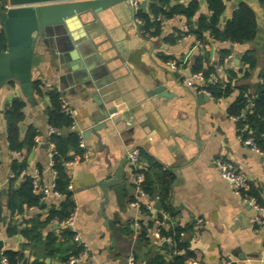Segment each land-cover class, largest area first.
Here are the masks:
<instances>
[{
    "label": "crops",
    "instance_id": "obj_1",
    "mask_svg": "<svg viewBox=\"0 0 264 264\" xmlns=\"http://www.w3.org/2000/svg\"><path fill=\"white\" fill-rule=\"evenodd\" d=\"M235 6L233 0L228 2L226 17L231 15ZM151 8L145 12L153 18ZM206 12L207 3L205 6L200 3L195 19ZM103 18L100 27L104 32L97 35L96 40L89 38L81 45L86 46L89 60L95 58L96 53L100 58L108 59L106 63L110 65L105 71L95 67L99 70L96 80L103 83L112 79L104 95L110 104L117 105L118 112L104 120L106 127L87 133L99 116L95 98H103V95L91 84L69 78L65 66L72 63L73 57L68 52H63L61 58L58 48L47 47L39 41L37 52L42 60L33 70V81L38 82L33 99L36 102L23 95L18 83H10L0 90V191L4 200L13 176V160L22 159L24 155L28 161L27 172L31 175L38 173L40 184L51 186L56 177L47 142L51 128H56L55 133L75 131L80 135L84 151L75 155L78 156L77 162L67 166L66 170L71 177L78 207L77 231L89 246L88 255L77 264H130L132 261L141 264L147 261L150 250H162L160 243L144 241L135 227L136 222H153L149 228L153 232L159 209L155 207L150 214H145L138 213L131 205L139 196L135 173L127 157L133 148L141 149L138 168L148 169L150 164L156 163L175 175L170 198L175 214L172 218L167 215L185 229L182 239L189 251L186 264H224L226 261L231 264H264V228H259L253 220L257 211L234 193L232 184L221 176L216 163L223 157L235 164L264 203V154L241 141L244 134L240 119L229 112L237 91L220 99L201 98V93L184 82L190 77L188 70L195 54L205 48L212 64L217 65L223 44L216 42L200 48L194 35L179 37L178 30H182L188 21L184 15L162 20L157 17L161 32L158 33L157 25L149 23L147 32L151 38L142 35L134 23L130 5L117 3L106 10ZM258 25L264 30V11L258 14ZM54 42L58 44L57 40ZM235 46L231 50L232 57L217 66L216 72L222 78L228 69L242 68L244 52L252 50L256 66L250 70L249 77L241 79L238 84L249 85L253 90L263 79L264 37L263 43L256 38ZM169 58H188L189 64L173 70L167 64L173 60ZM176 72L180 75L176 76ZM89 77L95 80L94 76ZM158 85H163L165 90L149 96L147 93L153 92ZM53 89H57L73 109L74 128H60L49 123L45 111L51 104L49 91ZM15 97L26 103L24 119L20 123L22 137L28 127L39 132L36 144L28 152L23 150L24 154L10 147L7 134L5 110ZM22 125L25 129L21 128ZM121 166L128 174L131 189H124L125 204L122 207L112 189L108 190L109 200L106 202L101 185L107 174L114 175ZM142 175L144 180L145 174ZM148 176L153 182L157 179L154 169L149 170ZM62 199V196L50 195L45 198L43 207H31L25 215H12L5 208L4 222L12 218L21 223L24 218L36 214L45 218L49 207ZM259 214L264 217V211ZM198 219L202 221L198 222ZM55 224L52 221L40 227L35 238L30 240L20 234L8 236L4 225L0 232V239L5 241L3 253L8 249L24 251L27 257L24 264L32 263L36 258L46 264H61L64 257L73 253L76 244L62 235V225L56 227ZM165 228L169 227L162 226Z\"/></svg>",
    "mask_w": 264,
    "mask_h": 264
},
{
    "label": "trees",
    "instance_id": "obj_2",
    "mask_svg": "<svg viewBox=\"0 0 264 264\" xmlns=\"http://www.w3.org/2000/svg\"><path fill=\"white\" fill-rule=\"evenodd\" d=\"M231 0H206L207 12L202 13L197 19L195 16L200 9L199 0H186L183 2H173L172 0H162L158 5L154 4L150 14L140 10L138 15L145 21V29H149V23L157 25L158 33L160 23L157 17L171 18L176 15H184L187 18V23L190 25V32L201 40L205 45L211 43H225L230 41L234 44H246L254 41L258 36V14L255 9L246 2H239L232 10L231 15L226 17V9L228 2ZM261 6L264 8V0H260ZM0 9L5 10L3 0H0ZM148 23V24H147ZM185 33L178 30V36L182 37ZM7 48V38L3 26L0 27V51ZM231 54V49L222 47L219 52L218 64L213 65L210 61L209 52L205 48L201 49L193 56L190 63L192 72L203 71L206 77L211 73H217V66L223 65L227 56ZM168 59V58H167ZM173 61L181 62L182 60ZM243 67L238 70L228 69L226 75L221 78V83L212 86V92L215 99H220L232 95L237 91V96L229 106V112L240 119L241 127L243 128V137L252 136L256 139L257 145L264 149V74L261 82L255 85L251 90L249 85L238 84V82L247 78L250 75V70L256 66L255 54L252 50L244 52L242 57ZM189 64V63H188ZM241 74V76L239 75ZM14 84V82H10ZM34 92L38 90V82L33 81ZM250 91L253 96L250 105L247 101L245 92ZM62 94L53 89L49 91L51 104L46 109V116L51 125L56 127H70L72 120L68 117L61 108ZM25 101L19 97H15L11 104L5 110V118L7 121V134L10 147L21 154L23 150L27 152L36 144V137L39 134L34 127H28L22 137L20 123L24 119L23 109ZM50 139L55 142L57 152L55 154V163L53 168L57 171L55 177V190H58L63 199L60 203L52 204L45 218L42 214H36L34 217L24 218L19 223L15 219H9L4 222L5 208H8L13 214L25 215L26 211L31 207H40L44 202V193L41 190L42 183L39 186L33 184V177L28 171V161L26 156L22 159H15L12 163L13 176L10 178L7 189V197L4 200L2 191H0V232L5 225L6 234L13 236L20 234L25 239L30 240L35 238L40 227L54 222L55 220L63 221L67 219L74 209L75 199L73 192L68 189L71 182V177L67 173L66 162L72 159L77 154H82L84 148L80 144V135L78 132L69 131L67 133H52ZM135 174L144 173L145 179L142 182L143 189L149 193L151 198L160 196V208L156 217L162 218L163 213L168 214L171 218L175 212L170 205L172 195V185L175 180V175L171 171L162 168L159 164H150L148 169H140L132 167ZM154 169L157 174L155 182L149 180V170ZM251 193L258 197L255 188H251ZM151 211L145 210V214H150ZM141 223V221H140ZM143 230L139 236L148 243H151L147 234L153 222L148 224L141 223ZM185 229L176 223H172L169 228L162 229L164 235H172L175 242L170 244L162 242V250L154 252L150 250L148 254L147 264H186L185 259L189 255L186 244L181 238V233ZM62 235L75 242V249L70 256L64 257V261L68 260L72 255H77L82 250V247L74 240V233L67 227L63 226ZM178 250V252H176ZM183 250H185L183 252ZM4 255L9 258L10 264H24L27 259L24 251L5 250ZM25 264H46L36 258L32 263Z\"/></svg>",
    "mask_w": 264,
    "mask_h": 264
},
{
    "label": "water",
    "instance_id": "obj_3",
    "mask_svg": "<svg viewBox=\"0 0 264 264\" xmlns=\"http://www.w3.org/2000/svg\"><path fill=\"white\" fill-rule=\"evenodd\" d=\"M135 0H3L5 10L0 9V22L4 28L7 38V48L0 51V90L9 86L10 82L18 83L23 95L28 100L34 99L33 89V70L41 64V57L37 52V44L42 41L47 47L58 48L61 58L63 52H68L73 57L72 63L66 65L69 72V78L74 77L77 81H82L91 84L98 93L103 95V98H95L99 116L95 119V125L87 130V133L97 132V130L106 127L104 120L108 119L112 114L118 112V107L115 104L109 103V98L104 95L108 90L107 86L112 82L100 83L96 80V75L100 69L106 70L110 65L107 58L99 57L96 53L95 58L89 60L86 57V46L81 45V42L93 38L104 32V28L100 27L101 21L106 14V10L116 5L123 3L130 5ZM162 0H142L140 2V10L146 11L154 4H159ZM182 2L185 0H174ZM239 2H246L251 5L257 14L264 11L260 4V0H233V6ZM202 6H205L206 0H200ZM257 41L263 43L264 30L258 27ZM54 40H57V45ZM88 47H95L88 44ZM222 47L234 50V43L227 41ZM240 57V55L238 56ZM105 58V59H104ZM96 63V64H95ZM95 68V69H94ZM126 73L128 71L127 64L125 65ZM191 76V69L188 70ZM90 75L93 79H90ZM179 76V72L175 73ZM165 90L163 85H158L156 89L147 94L151 96L153 93H159ZM200 97L208 98L201 93ZM36 102L35 100H33ZM118 123V121L116 122ZM25 129V125L21 126ZM105 200L108 202V190L112 189L118 198L119 205L122 207L125 204V190L129 189L128 174L121 166L113 175L107 174V177L101 182ZM6 192L4 191V194ZM45 202L41 203V207ZM156 208H160V202L155 204ZM59 226L58 223L55 224ZM5 241L0 239V264H2L3 251Z\"/></svg>",
    "mask_w": 264,
    "mask_h": 264
},
{
    "label": "built area",
    "instance_id": "obj_4",
    "mask_svg": "<svg viewBox=\"0 0 264 264\" xmlns=\"http://www.w3.org/2000/svg\"><path fill=\"white\" fill-rule=\"evenodd\" d=\"M141 1L142 0H135L131 2L134 23L136 24V26L138 27L142 35H144L147 38H151V35L144 28L146 24L144 19L140 18V16L138 15L140 11ZM163 18L164 17H160V20H162ZM182 31L185 33L183 35L184 37L188 35H193L190 32V25L188 23H185L182 26ZM196 45L200 48L205 46V44L201 40H197ZM230 57H232V54H229L227 56V58H230ZM187 61H188V58L183 59L181 62L170 60L167 62V64L170 66L171 69L179 70L185 67L186 64H188ZM184 82L194 87V89L197 92L202 93L210 98H214L211 87L221 83V77L217 73H211L208 77H206L204 72L200 70V71H196L192 73V75L190 77H187ZM244 95L247 97V101L249 102V104L252 105L253 96L250 94V91L245 92ZM60 99H61L62 111L68 117L71 118L72 120L71 127L74 128V125H75L74 111L63 96H61ZM233 118L237 119V117H234V116ZM55 132H56V128L52 127L50 131V135ZM50 135L47 139V142L50 147V153H49L50 163L53 166V164L55 163V154L57 152V148H56L55 142H53L50 139ZM37 139H39V137H37ZM241 141L245 145L251 146L258 153L264 154V151L257 145L256 139L254 137L252 136L242 137ZM127 157H128V162L130 163L131 167H138V164L140 162V157H141V149L140 148L131 149L128 152ZM77 160H78V156H74L72 159L66 162V165L71 166L75 164ZM216 163L220 169L221 176L232 184L234 193L238 195L244 202L253 206L255 210L257 211V215L253 219L256 225L259 228H264V217L259 214L262 211H264V206H262L259 203L257 196L250 192L251 187H250L249 179L247 178V176L242 171H240L238 167H236L235 164H233L226 158L220 157L217 159ZM56 172L57 171L54 169L55 175H56ZM32 177H33V184L35 186H39L41 181H40V176L38 175V173L32 175ZM135 182H136V187H137L139 196L131 202L132 207H134L138 211V213H144L145 210L153 211L155 209V202L159 201L160 196L151 198L149 193H147L143 189V185H142L143 175L141 173L135 174ZM68 189L71 191L73 189L71 182L68 185ZM41 190L44 193V198H47L50 195H55L56 197L62 196V194L58 190H55V181L52 183L51 186L49 185L41 186ZM143 199H146V201H143ZM77 215H78V207L75 201L74 209L72 210L71 215L67 219L63 221L55 220V222L58 223L59 225L67 226L74 233V240L82 247V250L80 251L79 254L72 255L71 257H69L68 260L63 261L61 264H77L83 261L89 252L88 244L84 241V239H82V237L77 231V227H76ZM154 220L156 224V229L153 232H149L147 234V237H149V239L152 242L154 241L160 244H162L163 241L168 242L170 244L174 243L175 240L172 235L163 234L162 226L170 227L172 223H175V222H173L166 213H163L162 218L156 217ZM201 221L202 219H198V222H201ZM135 227L138 233H141V231L143 230L142 224L140 222H136ZM183 235H184V231L181 233V238H183ZM176 252H178V250ZM2 264H10L9 258L6 257L4 254L2 258ZM130 264H138V263H135L132 261L130 262ZM141 264H147V263L144 262ZM192 264H196V262H192ZM224 264H231V262L226 261V263Z\"/></svg>",
    "mask_w": 264,
    "mask_h": 264
}]
</instances>
